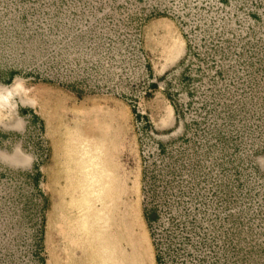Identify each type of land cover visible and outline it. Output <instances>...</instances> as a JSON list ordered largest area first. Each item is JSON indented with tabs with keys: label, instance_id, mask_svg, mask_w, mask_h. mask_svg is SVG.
<instances>
[{
	"label": "rangeland",
	"instance_id": "374dc122",
	"mask_svg": "<svg viewBox=\"0 0 264 264\" xmlns=\"http://www.w3.org/2000/svg\"><path fill=\"white\" fill-rule=\"evenodd\" d=\"M5 89L0 264H264V0H0Z\"/></svg>",
	"mask_w": 264,
	"mask_h": 264
},
{
	"label": "bare ground",
	"instance_id": "6f19581e",
	"mask_svg": "<svg viewBox=\"0 0 264 264\" xmlns=\"http://www.w3.org/2000/svg\"><path fill=\"white\" fill-rule=\"evenodd\" d=\"M17 85H14L16 88ZM14 89L0 90V104L9 99ZM111 199L105 203V211L98 216L99 221V241L98 254L101 264H137L145 258L143 234L138 232L136 222H133L130 211L128 219H117V215L112 213L113 205ZM118 201V200H117ZM117 219L116 229L110 228V221ZM128 240L130 249L125 247L121 241ZM130 251V252H129Z\"/></svg>",
	"mask_w": 264,
	"mask_h": 264
},
{
	"label": "trees",
	"instance_id": "16d2710c",
	"mask_svg": "<svg viewBox=\"0 0 264 264\" xmlns=\"http://www.w3.org/2000/svg\"><path fill=\"white\" fill-rule=\"evenodd\" d=\"M189 46V43H188ZM144 217L148 226V229L150 231V234L152 236L154 248H155V259L157 261V264H162V258H161V252L159 248V240H157L155 236V231H154V221L156 219V212L154 208H147L146 206L144 207Z\"/></svg>",
	"mask_w": 264,
	"mask_h": 264
}]
</instances>
